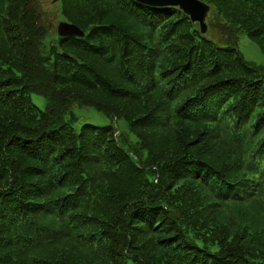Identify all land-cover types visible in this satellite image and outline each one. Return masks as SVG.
<instances>
[{
	"label": "trees",
	"instance_id": "16d2710c",
	"mask_svg": "<svg viewBox=\"0 0 264 264\" xmlns=\"http://www.w3.org/2000/svg\"><path fill=\"white\" fill-rule=\"evenodd\" d=\"M201 1L0 0V264H264V0Z\"/></svg>",
	"mask_w": 264,
	"mask_h": 264
},
{
	"label": "rangeland",
	"instance_id": "374dc122",
	"mask_svg": "<svg viewBox=\"0 0 264 264\" xmlns=\"http://www.w3.org/2000/svg\"><path fill=\"white\" fill-rule=\"evenodd\" d=\"M36 1V10L38 12H42L45 15H41L40 21L47 26H54L55 29L57 28V23L59 22V19L54 18L55 11L58 16H61V3L59 0H35ZM66 21V20H65ZM52 22L54 25H52ZM210 29H208L207 33ZM212 33H209V36ZM58 35V33H57ZM214 37V36H212ZM218 42V38L215 40ZM237 48L241 51L243 56L249 60L250 62H253L258 65L264 66V54L260 51L259 47L247 36L244 34H239L237 38ZM33 100L35 103L40 107L44 108L45 101L42 96L40 95H34L32 94ZM73 111L75 115L77 116L76 122L73 123L75 127H79L80 124L84 122H89L96 125H106L110 124L112 125L117 133H119L121 136H128L129 140H134V137L132 134H130L126 122L121 119H110L103 113L95 110L93 107H82V106H74Z\"/></svg>",
	"mask_w": 264,
	"mask_h": 264
},
{
	"label": "water",
	"instance_id": "95a60500",
	"mask_svg": "<svg viewBox=\"0 0 264 264\" xmlns=\"http://www.w3.org/2000/svg\"><path fill=\"white\" fill-rule=\"evenodd\" d=\"M137 2L150 6H176L188 15L193 22H198L200 31L206 29L204 18L207 15L209 5L201 0H136ZM56 31L59 36H79L83 35V30L74 23L60 20L57 23Z\"/></svg>",
	"mask_w": 264,
	"mask_h": 264
}]
</instances>
